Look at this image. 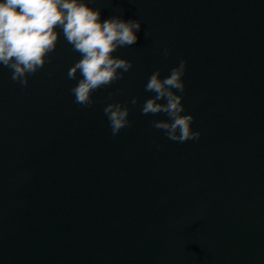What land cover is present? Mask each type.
<instances>
[{
  "label": "water",
  "instance_id": "obj_1",
  "mask_svg": "<svg viewBox=\"0 0 264 264\" xmlns=\"http://www.w3.org/2000/svg\"><path fill=\"white\" fill-rule=\"evenodd\" d=\"M90 2L141 21L90 106L62 34L26 85L0 66V264H264V0ZM181 59L200 136L178 142L140 109ZM111 101L129 108L115 135Z\"/></svg>",
  "mask_w": 264,
  "mask_h": 264
},
{
  "label": "clouds",
  "instance_id": "obj_2",
  "mask_svg": "<svg viewBox=\"0 0 264 264\" xmlns=\"http://www.w3.org/2000/svg\"><path fill=\"white\" fill-rule=\"evenodd\" d=\"M140 26L139 19L121 15L101 19L100 8L90 0H0V66L11 71L13 81L26 85L28 77L48 60L62 34L79 54L67 71L69 79H76L69 91L75 103L90 106L94 91L131 68L129 59L113 53L118 47L134 44ZM164 54H168L167 48ZM185 65L181 59L163 77L160 69L152 71L144 88L154 94L143 101L140 109L141 114L164 113L166 118L155 119L151 125L178 142L200 136L199 129L192 127L193 114L185 111L182 102ZM136 100L133 96L131 103ZM103 112L113 135L130 124L125 103L111 101Z\"/></svg>",
  "mask_w": 264,
  "mask_h": 264
}]
</instances>
